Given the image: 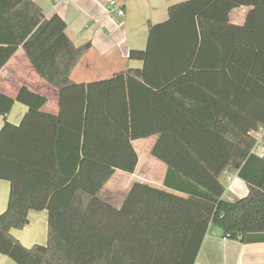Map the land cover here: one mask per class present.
Wrapping results in <instances>:
<instances>
[{
	"label": "trees",
	"instance_id": "trees-1",
	"mask_svg": "<svg viewBox=\"0 0 264 264\" xmlns=\"http://www.w3.org/2000/svg\"><path fill=\"white\" fill-rule=\"evenodd\" d=\"M248 7L242 24L234 9ZM149 26L145 50L126 69L88 84L71 75L91 44L76 47L59 15L33 0H0V71L22 48L36 73L60 92L58 115L23 86L0 95L56 126V166L46 171L0 157L11 184L0 214V254L17 264H195L209 227L243 244L264 242V0H188ZM186 118L164 115V105ZM157 136L153 158L167 167L164 189L135 183L120 208L99 197L117 170L134 173L133 142ZM233 167L249 186L230 201L220 176ZM30 211L48 212V241L25 248L12 230Z\"/></svg>",
	"mask_w": 264,
	"mask_h": 264
},
{
	"label": "crops",
	"instance_id": "crops-1",
	"mask_svg": "<svg viewBox=\"0 0 264 264\" xmlns=\"http://www.w3.org/2000/svg\"><path fill=\"white\" fill-rule=\"evenodd\" d=\"M33 1L42 9L47 19L54 15L64 19L67 25L66 34L76 47L91 44L92 48L84 54L71 75L72 81L88 84L106 80L126 69H141L143 67L141 61L129 59L130 51L145 50L149 26L167 21L169 8L188 0ZM120 11L124 14L120 15ZM248 11V7L234 9L230 14V21L242 24ZM23 86L47 97L48 102L43 107V112L59 114V90L36 73L26 53L20 48L0 71V95L14 98ZM163 107L164 115L170 118H186L183 114H174L171 104H165ZM257 137L258 145L253 152L263 157L264 127H260ZM146 139L150 140L151 152L157 136ZM142 140L145 139L133 142L139 162L135 172L128 173L130 176L124 187L125 197L135 183L165 188L167 167L162 162V164L151 162L149 165L145 162L142 165V158L136 148V144ZM55 141L56 126L29 116L28 107L22 103L16 102L6 117L0 115L1 158L51 171L56 166ZM119 171L121 170H117L113 177ZM238 173L237 169L230 167L220 176V182L226 189L224 198L227 200L243 198L250 191L248 184L239 178ZM105 187L99 193V197ZM10 193L11 184L0 180V214L8 208ZM104 197L106 199L103 200L112 205V195ZM12 235L25 248L47 244L48 212L30 211L28 224L22 229L12 230ZM0 264L17 263L10 257L0 254ZM195 264H264V242L243 244L226 238L221 229L211 225Z\"/></svg>",
	"mask_w": 264,
	"mask_h": 264
},
{
	"label": "rangeland",
	"instance_id": "rangeland-1",
	"mask_svg": "<svg viewBox=\"0 0 264 264\" xmlns=\"http://www.w3.org/2000/svg\"><path fill=\"white\" fill-rule=\"evenodd\" d=\"M150 147H151V143L149 139L142 140L141 143L136 144V148H138V151L142 158V165L145 162H148V165L151 164V162L162 164L161 161L154 159L152 157L150 153ZM129 176L130 175L128 173L125 174V172L119 171L113 177V179L106 185L105 189L101 193L100 196L101 199H106L104 196L108 197L111 194L113 197V198L111 197L112 205H114L116 208H120L126 194L124 187L129 181Z\"/></svg>",
	"mask_w": 264,
	"mask_h": 264
},
{
	"label": "built area",
	"instance_id": "built-area-1",
	"mask_svg": "<svg viewBox=\"0 0 264 264\" xmlns=\"http://www.w3.org/2000/svg\"><path fill=\"white\" fill-rule=\"evenodd\" d=\"M112 4H114V3H112ZM119 14H120V15H123V14H124V12H123V11H120V12H119Z\"/></svg>",
	"mask_w": 264,
	"mask_h": 264
}]
</instances>
